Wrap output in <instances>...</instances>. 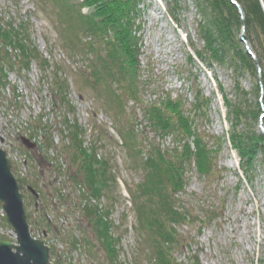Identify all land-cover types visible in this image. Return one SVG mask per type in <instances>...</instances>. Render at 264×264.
<instances>
[{
	"label": "rangeland",
	"instance_id": "374dc122",
	"mask_svg": "<svg viewBox=\"0 0 264 264\" xmlns=\"http://www.w3.org/2000/svg\"><path fill=\"white\" fill-rule=\"evenodd\" d=\"M181 6L178 21L174 22L165 0L141 3L143 12L138 18L140 29L137 31L141 43L138 60L143 68L140 84L145 102L167 94L172 98L178 96L184 101V110L193 113L195 94L200 95L199 99L209 100L203 115L193 117V126L213 150L217 171L213 176L201 178L192 164L187 167V183L179 198L180 204L192 214V220L189 225L180 226L187 243L173 257L178 264H190L191 254L197 255L200 264H264V152L257 153L249 180L227 135L230 124L222 94L235 99V77L226 66L215 62L207 66L197 58L194 50L203 46L196 30L200 17L193 0H182ZM55 7L54 0H0L2 23L23 24L28 41L49 60L48 66L39 64L37 59L24 69H20L19 63L4 65L0 74V148L7 152L13 174L23 186L29 220L33 223L45 217L51 223V230L45 236L59 253L61 264H111L104 251L97 248L98 242L83 211L84 199L81 200L76 183L66 174L70 160L63 151L66 143L63 124L64 112H69L65 116L76 119L86 129L85 144L97 146L98 154L109 160L115 177L109 198L93 204L109 207V219L116 227L115 233L121 235L116 264H149L147 244L135 230V208L128 192V187L134 190L139 184L143 171L135 167L119 130L133 125L136 136L141 138L139 147L143 156L151 152L152 146L167 149L177 143L171 136L162 138L146 125L144 105L126 99L127 93L120 86L114 90L121 92L120 97L126 101L123 114L105 99L106 91L91 84L87 78L91 67L84 56H72L79 48H73L71 43L65 47L59 38ZM252 37L246 40L247 44L251 50L258 51ZM82 41H85L83 37ZM189 55L193 62L188 60ZM43 67H47L46 71ZM54 75L66 80V96L73 110L65 105L62 108L53 97L50 84ZM257 78L260 79L259 75ZM254 82L247 72L238 78L240 88L247 92H252ZM125 84L126 81L119 83ZM247 98L252 109L258 103L259 111L256 119L244 123L263 135L264 92L260 88L256 98L253 94ZM22 137L35 145L26 148ZM29 186L39 194L37 197L28 190ZM56 188L69 193V198L55 200ZM209 209L215 215L207 220L204 215ZM2 212L0 205V238L14 241L11 226L3 220ZM34 226L30 223V231L41 237L40 228ZM74 240L80 241L76 248L71 247Z\"/></svg>",
	"mask_w": 264,
	"mask_h": 264
},
{
	"label": "trees",
	"instance_id": "16d2710c",
	"mask_svg": "<svg viewBox=\"0 0 264 264\" xmlns=\"http://www.w3.org/2000/svg\"><path fill=\"white\" fill-rule=\"evenodd\" d=\"M145 1L54 0L57 9L54 18L63 45L69 47L68 43H71L73 48H79L72 56H84L87 65L91 67L87 71L88 80L96 89L102 88L104 93L106 91L105 99L112 102L114 109L119 114L125 113L126 101L120 97L121 92L114 90L120 86L127 93L126 99L144 105L145 124L162 138L171 136L177 143L167 149L152 146L151 152L143 156V150L139 147L141 138L140 135L136 136L133 125L128 124L127 129L119 130L123 145L129 150L135 167L143 171L139 184L134 190L128 187V192L135 208V230L147 244L148 263L178 264L173 255L187 243L179 229L183 224L189 225L192 220V214L180 204L179 198L187 183V167L192 164L201 178L213 176L217 171L212 157L213 150L207 147L204 137L193 126V117L203 115L209 100L199 99L200 95L195 94L197 100L192 107L193 113L184 110V101L178 96L172 98L167 94L150 102L143 100L140 84L143 68L138 60L141 46L137 31L140 28L137 21L142 14L140 4ZM165 1L169 15L177 22L182 0ZM235 1L243 10V23L231 0H193L200 17L196 29L198 39L203 43L202 48L194 52L207 66L212 62L226 66L235 77V99L230 100L222 94L230 124L227 135L230 146L239 156L243 174L250 180L256 155L264 152V136L255 133L244 123L245 120L256 119L259 111L258 103L255 104L256 108H250L247 96L253 94L256 98L260 88L264 92V0ZM242 25L246 40L253 36L258 45V51L252 49L257 63L240 39ZM25 33L23 24H3L0 20V74L5 64L13 66L19 63L20 69H24L39 59V64L48 66V58L38 52ZM188 60L193 62L191 55ZM46 69L43 67V70ZM245 72L255 79L252 92L243 90L238 84V78ZM54 76L50 84L53 97L59 100L62 108L71 107L72 102L66 96V80ZM121 81H126L125 86L119 85ZM66 114L69 112H64L63 141L66 143L63 144V151L70 160L66 170L68 178L80 190L83 185L90 199L94 198L98 202L109 198L110 185L115 182L109 160L98 154L95 144H85L86 129L76 119H68ZM56 196L55 200L60 197L63 200L69 198V194L63 196L60 192ZM109 210V207L99 208L90 202L83 205L94 239L98 242L97 248L104 251L108 262L116 264L121 235L115 233L116 227L109 219ZM214 215V210L209 209L204 219L210 220ZM43 223L49 225L46 221ZM189 261L190 264H200L196 254H191ZM55 264L59 263L56 261Z\"/></svg>",
	"mask_w": 264,
	"mask_h": 264
},
{
	"label": "water",
	"instance_id": "95a60500",
	"mask_svg": "<svg viewBox=\"0 0 264 264\" xmlns=\"http://www.w3.org/2000/svg\"><path fill=\"white\" fill-rule=\"evenodd\" d=\"M241 23L244 13L239 4H236ZM240 39L246 40L244 28L241 29ZM257 63V59H254ZM23 142L29 145L27 140ZM0 202L6 213L7 221L13 226L18 245L9 240H0V264H53L49 261V247L43 240L31 237L26 215L23 208L22 196L17 182L10 172V162L6 152L0 149Z\"/></svg>",
	"mask_w": 264,
	"mask_h": 264
}]
</instances>
